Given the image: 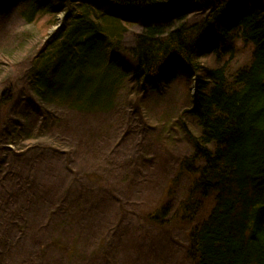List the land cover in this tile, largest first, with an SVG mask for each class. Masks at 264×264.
I'll list each match as a JSON object with an SVG mask.
<instances>
[{
    "label": "rangeland",
    "instance_id": "obj_1",
    "mask_svg": "<svg viewBox=\"0 0 264 264\" xmlns=\"http://www.w3.org/2000/svg\"><path fill=\"white\" fill-rule=\"evenodd\" d=\"M42 2L49 9L42 4L29 22L26 10ZM91 2L99 33L81 69L80 48L63 43L72 22L57 0L9 3V13L0 12V100L6 92L13 100L0 116V264H193L194 224L179 208L191 184L182 163L202 129L187 111L199 78L225 69L232 84L251 64L253 48L235 31L222 50L198 56V75L182 67L173 82L145 94L133 81L137 38L147 25L171 31L204 15L190 9L184 20H167ZM108 59L120 67L110 103L55 95L69 78L65 64L94 77L88 69L98 63L101 70ZM170 204L167 224L155 225Z\"/></svg>",
    "mask_w": 264,
    "mask_h": 264
},
{
    "label": "trees",
    "instance_id": "obj_2",
    "mask_svg": "<svg viewBox=\"0 0 264 264\" xmlns=\"http://www.w3.org/2000/svg\"><path fill=\"white\" fill-rule=\"evenodd\" d=\"M30 1L0 0V12L8 14L11 4ZM57 1L59 11L67 9L68 21L72 22L67 34L70 40L63 43L67 49L73 45L80 48L78 60L83 62L77 63V69H81L85 50L93 51L92 38L97 31L93 19L99 17L94 12L98 10L91 9L92 0ZM109 1L111 7L131 14L167 20H184L190 9L204 15L196 24L171 31L164 24L147 25L137 38V47L130 50L133 81L145 94L173 82L182 67L190 78L198 75V56L222 50L235 31L252 46L251 64L237 73L232 84L225 69L208 70L207 76L197 80L193 104L187 112L197 119L202 133L191 136L195 151L182 163L191 184L179 214L188 224H194L188 245L193 264H264V0ZM42 4L46 6L39 3L33 13L26 10L29 22ZM95 64L87 73L94 77H82L65 64L62 74L69 76L67 84L55 92L61 102L77 96L87 106L112 101L119 84L113 75L120 76V67L107 63L99 68L101 73L95 70ZM98 82L104 88H97ZM0 101L1 116L13 101L10 92ZM172 213L170 204L156 213L154 224L166 225Z\"/></svg>",
    "mask_w": 264,
    "mask_h": 264
},
{
    "label": "bare ground",
    "instance_id": "obj_3",
    "mask_svg": "<svg viewBox=\"0 0 264 264\" xmlns=\"http://www.w3.org/2000/svg\"><path fill=\"white\" fill-rule=\"evenodd\" d=\"M1 7H2V5H0ZM16 5H14V7H15ZM14 7H11V9H14ZM196 92H195V88H194V94H195Z\"/></svg>",
    "mask_w": 264,
    "mask_h": 264
},
{
    "label": "water",
    "instance_id": "obj_4",
    "mask_svg": "<svg viewBox=\"0 0 264 264\" xmlns=\"http://www.w3.org/2000/svg\"><path fill=\"white\" fill-rule=\"evenodd\" d=\"M133 1H135V0H133ZM136 1H146V0H136Z\"/></svg>",
    "mask_w": 264,
    "mask_h": 264
}]
</instances>
